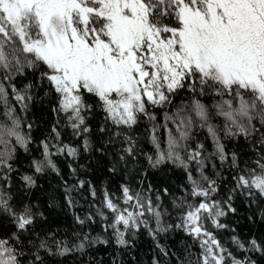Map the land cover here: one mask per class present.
Listing matches in <instances>:
<instances>
[{
    "label": "snow or ice",
    "instance_id": "6c2138e0",
    "mask_svg": "<svg viewBox=\"0 0 264 264\" xmlns=\"http://www.w3.org/2000/svg\"><path fill=\"white\" fill-rule=\"evenodd\" d=\"M44 98L56 119L33 149L29 113ZM93 152L112 175L146 178L143 157L183 183L155 199L122 183L119 197L104 189L97 204L88 182L96 211L82 218L72 193L85 181L65 180L75 223L99 217L109 238L81 230L58 239L44 212L16 203L13 186L27 195L39 176L63 179L60 158L77 177L74 162ZM21 153L28 172L14 167ZM242 212L264 223V0H0V264H54L95 244L131 250L144 232L158 250L152 264H264V235L242 238L228 222ZM173 231L193 242L184 255L160 241ZM225 232L240 257L219 238Z\"/></svg>",
    "mask_w": 264,
    "mask_h": 264
},
{
    "label": "trees",
    "instance_id": "16d2710c",
    "mask_svg": "<svg viewBox=\"0 0 264 264\" xmlns=\"http://www.w3.org/2000/svg\"><path fill=\"white\" fill-rule=\"evenodd\" d=\"M27 81L20 77L18 83H26ZM51 104L48 98H44L43 103H37L29 113V119L34 121L33 135L37 138L36 143L32 145L35 149L39 144L41 137V130L50 128L51 124L55 121V116L51 113ZM90 125L93 128L92 140L95 143L97 138L102 134L98 131V126L102 123V115L97 114L95 117L90 118ZM143 131V128L140 129ZM65 142L76 143L75 138H70L69 135H65ZM244 143V141H240ZM229 147L233 148L234 143L229 142ZM146 150H150V146L145 145ZM245 154L248 153V149L242 150ZM35 151L33 155H36ZM141 159V165L147 172V177L140 175L128 174L120 172L116 175H112L107 172V167L110 166L109 161L105 158L100 159V154L93 152L90 156L82 157L74 162V166L78 169L77 177H73L66 166L64 158H60L59 167L63 174V179L57 176L55 173H46L43 176L37 177V187L32 189L29 194L25 195L23 190H19V183L13 186V193L15 195L16 203H30L34 208L44 212L47 217L48 223L51 225V230L56 233L58 239H75V234L79 231L89 233L92 238L104 237L109 238L108 234L103 232L102 221L99 217L96 218L95 223L86 224L83 229L81 226L75 223L72 212L66 207L64 200V188L63 182L66 180L69 184L76 182V179L85 181V188L80 189L77 192H73L72 195L75 200L79 202V207L75 209L76 213L82 218L88 213L95 214L96 209L90 207L92 197L88 194L87 184L91 182L98 193V198L95 203L100 204L102 200L103 190L107 189L113 198L119 197V186L122 183L128 184L134 190L144 191L145 195L151 196L155 199L156 191L161 190L163 186L167 185L175 189L180 183H183L181 177L182 173L172 169L171 166H163L162 170H151L147 167V163L143 157ZM81 165L83 167H81ZM14 167L22 172L30 171L28 168V159L25 158V154H20V159L14 163ZM224 173L226 176L230 175V172L225 167ZM143 179V185L140 181ZM152 184L153 191L147 192L148 184ZM168 199V198H165ZM237 203H239L237 201ZM53 205L49 207V205ZM248 215L247 212L241 213V219L239 222L235 218L229 219L228 222L237 228V233L242 238H248L254 234L264 235V223L252 224L250 221L243 219ZM176 221L175 210H173V216L166 222L174 223ZM5 227H8L5 222ZM230 233H220L219 238L225 242L226 246L232 249L234 254L238 257L242 255L238 250L232 247L229 243ZM161 243L165 247H171L177 254L184 255L185 245H191L193 242L188 239L183 232L173 231L167 236L160 238ZM157 251L154 247V243L146 232L138 234L136 243L131 250L118 249L114 243L108 245L95 244L87 247L83 253L75 252L66 257H57L54 264H152V260L157 256ZM198 255V249H194L191 253L192 259H195ZM176 259L175 256L169 260L168 258H161L162 264H172Z\"/></svg>",
    "mask_w": 264,
    "mask_h": 264
}]
</instances>
